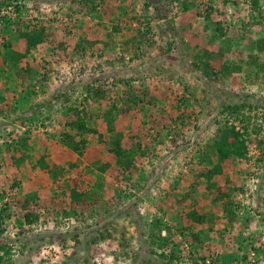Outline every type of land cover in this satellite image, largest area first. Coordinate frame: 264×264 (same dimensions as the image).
Wrapping results in <instances>:
<instances>
[{
  "label": "rangeland",
  "instance_id": "1",
  "mask_svg": "<svg viewBox=\"0 0 264 264\" xmlns=\"http://www.w3.org/2000/svg\"><path fill=\"white\" fill-rule=\"evenodd\" d=\"M0 264H264V0H0Z\"/></svg>",
  "mask_w": 264,
  "mask_h": 264
},
{
  "label": "trees",
  "instance_id": "2",
  "mask_svg": "<svg viewBox=\"0 0 264 264\" xmlns=\"http://www.w3.org/2000/svg\"><path fill=\"white\" fill-rule=\"evenodd\" d=\"M20 37L23 40H25V42H26V51L23 54V56L22 55L19 56L18 59L28 55L30 53V51H32L37 45L45 42V37H44V33H43L42 30H38V31L37 30H32V31L27 32L25 34H21ZM112 110H110L109 112L105 113L104 116H103V118L107 122H110V119H108V117H110L112 115V113H113ZM83 128H84V126L82 128H79L80 132H77V133H81V132H83L85 130H86L85 132H87V133H93L95 131L94 129H90V128L83 129ZM68 139H71V138H68ZM62 142H63V144L65 146H67L74 153H76L78 155V157H81L83 155V148L87 144L86 141H84V140L80 141L79 144H78L72 139L69 142L63 141V140H62ZM112 153L115 156L116 165L118 167H123L124 166V161H125L124 160L125 158L123 156H126L125 152L123 150L119 149L118 147H116L115 149L112 150ZM40 167L45 169V170H49L50 171V168H49L48 164L44 162L43 158L40 159ZM74 195L77 196L76 194H74ZM79 198H81V197H79Z\"/></svg>",
  "mask_w": 264,
  "mask_h": 264
}]
</instances>
